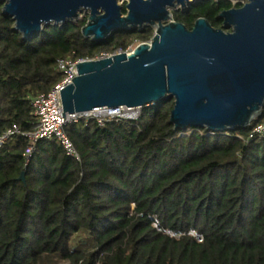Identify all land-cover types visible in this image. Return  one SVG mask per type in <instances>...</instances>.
Here are the masks:
<instances>
[{"label":"trees","instance_id":"obj_1","mask_svg":"<svg viewBox=\"0 0 264 264\" xmlns=\"http://www.w3.org/2000/svg\"><path fill=\"white\" fill-rule=\"evenodd\" d=\"M241 5L199 1L174 19L222 27L219 14ZM87 19L25 39L0 5V132L21 129L0 146V264H264V134L250 136L264 107L248 127L176 129L174 101L163 99L134 119L69 123L79 158L55 137L26 155L33 100L63 78L59 58L93 59L154 34L96 42L82 33Z\"/></svg>","mask_w":264,"mask_h":264},{"label":"water","instance_id":"obj_2","mask_svg":"<svg viewBox=\"0 0 264 264\" xmlns=\"http://www.w3.org/2000/svg\"><path fill=\"white\" fill-rule=\"evenodd\" d=\"M4 1L2 13L25 39L50 24L73 22L82 10L89 11L82 33L96 42L118 30L154 27L151 40L130 52L77 63L78 75L61 89L65 117L164 99L174 101L170 121L176 129L225 131L248 127L263 110L264 0L223 10L222 27L199 17L192 28L170 11L192 0H127L126 13L121 0Z\"/></svg>","mask_w":264,"mask_h":264},{"label":"built area","instance_id":"obj_3","mask_svg":"<svg viewBox=\"0 0 264 264\" xmlns=\"http://www.w3.org/2000/svg\"><path fill=\"white\" fill-rule=\"evenodd\" d=\"M133 50V46L126 51ZM113 53H102L93 59H100L111 56ZM88 59H69L59 58L57 60V69L63 72V78L57 82L47 94L37 95L33 100L34 114L37 122L31 131L24 134L28 138L26 147V155H30L35 144L43 138L55 137L65 147L68 154L79 158V154L66 132V126L71 122H78L81 119H94L99 125H104L112 118H128L134 119L140 115L141 108L120 106L116 108H104L95 111L86 112H65L62 104L61 89L71 84L73 78L78 75L77 63ZM21 133V129L17 124L0 132V146L10 141L16 135ZM256 134H264V121L255 124L250 132V136Z\"/></svg>","mask_w":264,"mask_h":264},{"label":"rangeland","instance_id":"obj_4","mask_svg":"<svg viewBox=\"0 0 264 264\" xmlns=\"http://www.w3.org/2000/svg\"><path fill=\"white\" fill-rule=\"evenodd\" d=\"M193 1V3L195 2V0H192ZM234 4H238V3H241L242 5L244 4V3H246L247 2V0H231ZM127 2V0H121L120 1V3H122L123 5L125 4ZM4 3H5V1L4 0H0V5H2V7H3V5H4ZM241 5V6H242ZM180 6V5H179ZM178 7V6H177ZM236 7V6H235ZM88 15H89V11H86V10H82L81 12H80V15H79V17L77 18V19H75L74 21H77V20H79V19H82V18H84V17H88ZM153 29H154V27H153ZM155 30V29H154ZM121 30H118V31H116V32H114L112 35H116V34H118V32H120ZM151 39H149L148 41H141V39H136L134 42H133V44H132V46H133V48H135L139 43H141V42H149Z\"/></svg>","mask_w":264,"mask_h":264},{"label":"flooded vegetation","instance_id":"obj_5","mask_svg":"<svg viewBox=\"0 0 264 264\" xmlns=\"http://www.w3.org/2000/svg\"><path fill=\"white\" fill-rule=\"evenodd\" d=\"M127 3V2H126ZM126 3L124 4V9H125V12H124V9H123V13H126L127 11H126V8H125V5H126ZM196 3V2H195ZM195 3H193V4H195ZM193 4H191V5H188L186 8H183V7H181V6H176V7H174V8H170V11H171V13H172V17H173V19H174V13H176V12H178V11H186V10H188L189 9V7H191ZM175 20V19H174ZM147 27H150V28H152L153 29V27L152 26H150L149 24H147L146 26H144V28H147ZM143 28V29H144ZM142 29V30H143ZM154 30V29H153Z\"/></svg>","mask_w":264,"mask_h":264}]
</instances>
